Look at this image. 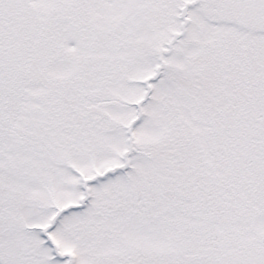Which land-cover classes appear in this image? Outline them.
I'll return each mask as SVG.
<instances>
[{
  "label": "snow or ice",
  "instance_id": "6c2138e0",
  "mask_svg": "<svg viewBox=\"0 0 264 264\" xmlns=\"http://www.w3.org/2000/svg\"><path fill=\"white\" fill-rule=\"evenodd\" d=\"M0 264H264V0H0Z\"/></svg>",
  "mask_w": 264,
  "mask_h": 264
}]
</instances>
